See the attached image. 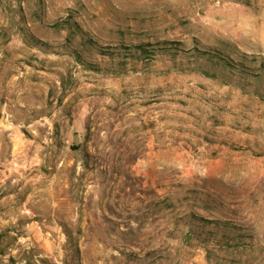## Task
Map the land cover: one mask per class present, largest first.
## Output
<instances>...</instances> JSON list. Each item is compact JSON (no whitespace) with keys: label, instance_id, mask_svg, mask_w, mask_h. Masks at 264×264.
Returning a JSON list of instances; mask_svg holds the SVG:
<instances>
[{"label":"rangeland","instance_id":"rangeland-1","mask_svg":"<svg viewBox=\"0 0 264 264\" xmlns=\"http://www.w3.org/2000/svg\"><path fill=\"white\" fill-rule=\"evenodd\" d=\"M14 146L78 158L54 193L81 197L0 198V264H264V0H0V168Z\"/></svg>","mask_w":264,"mask_h":264},{"label":"crops","instance_id":"crops-1","mask_svg":"<svg viewBox=\"0 0 264 264\" xmlns=\"http://www.w3.org/2000/svg\"><path fill=\"white\" fill-rule=\"evenodd\" d=\"M77 132V130L72 131V133ZM18 139L22 142L20 136ZM22 150V147L14 146L9 153L11 155L9 160H18V164L15 162L17 165L8 161L0 168V186L6 190L0 198H8L12 203L9 209H12L17 217L46 215L48 208L51 212L56 208L55 203L64 201L72 203L79 200L81 195L68 196L54 193L55 186L65 188L69 185L71 187L78 185L80 168L82 169L78 158L71 155L67 160L61 155L58 162L48 164L42 161V153L38 149H33L31 153ZM86 177H89L88 172ZM84 198L88 199V196ZM47 204H50V207ZM23 228V233L17 238V240L22 238L20 245L35 246L40 249L56 246L57 241L50 230L31 222H25ZM60 234L62 233L58 236Z\"/></svg>","mask_w":264,"mask_h":264}]
</instances>
